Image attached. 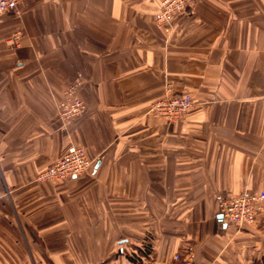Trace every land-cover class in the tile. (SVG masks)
I'll return each mask as SVG.
<instances>
[{"label": "crops", "instance_id": "1", "mask_svg": "<svg viewBox=\"0 0 264 264\" xmlns=\"http://www.w3.org/2000/svg\"><path fill=\"white\" fill-rule=\"evenodd\" d=\"M162 1L27 0L0 17V264L72 248L131 264L106 251L146 242L144 264L189 248L197 264H264V210L243 228L217 212L264 191V0H197L158 27ZM77 82L86 112L67 127ZM167 89L192 96L185 119L151 116ZM72 144L90 172L36 185Z\"/></svg>", "mask_w": 264, "mask_h": 264}, {"label": "built area", "instance_id": "2", "mask_svg": "<svg viewBox=\"0 0 264 264\" xmlns=\"http://www.w3.org/2000/svg\"><path fill=\"white\" fill-rule=\"evenodd\" d=\"M27 0H0V16L6 13H20V5ZM197 0H163L160 10L155 15L158 27L170 25L176 15L187 7L192 6ZM80 83H74L66 90V97L58 105L59 116L63 122H69L82 116L86 105L77 95ZM193 105L190 95H172L156 101L151 108V114L169 122L185 118ZM92 160L82 146H71L62 157L39 173L36 181L44 183L54 180H64L82 175L91 168ZM264 210V191L253 193L248 190L239 195L220 199L217 202V212L222 221L237 228L253 225L258 215ZM171 264H197L192 248L185 254L175 253Z\"/></svg>", "mask_w": 264, "mask_h": 264}, {"label": "rangeland", "instance_id": "3", "mask_svg": "<svg viewBox=\"0 0 264 264\" xmlns=\"http://www.w3.org/2000/svg\"><path fill=\"white\" fill-rule=\"evenodd\" d=\"M6 14H9V13H6ZM6 14H4V15H6ZM10 14H14V15H16V13H10ZM20 14V13H19ZM4 15H2V16H4ZM2 16H0V17H2ZM15 35H13L10 39L11 40H13V39H17L18 38V36H17V38L16 37H14ZM14 37V38H13ZM9 39V40H10ZM185 94H187V93H175L174 91H172L171 89H167V91H166V94H165V96L163 97V98H161V99H165V98H167L168 96H172V95H185ZM188 95H190V94H188ZM191 96V95H190ZM65 97H66V94H65ZM65 97H64V99H65ZM192 97V96H191ZM161 99H159V100H161ZM193 99V98H192ZM64 101V100H63ZM60 104V103H59ZM193 105H194V100H193ZM193 105H192V107H191V109L193 108ZM151 108H152V106H151ZM151 108H150V114H151ZM191 109L189 110V112L191 111ZM86 112V111H85ZM188 112V113H189ZM58 113H59V109H58ZM188 113H187V115H188ZM84 115V114H83ZM82 115V116H83ZM187 115L185 116V117H187ZM82 116H80V117H82ZM151 116L153 117V118H155V119H160V118H156V117H154L152 114H151ZM80 117H78V118H75V119H73V120H70L69 122H63L62 120H61V118H60V116H59V118H60V120L62 121V123L64 124V125H66L67 127L71 124V123H73V122H75L77 119H79ZM183 119H185V118H183ZM183 119H181V120H183ZM161 120H163V119H161ZM166 121V120H165ZM177 121H180V120H177ZM177 121H174V122H177ZM167 122H169V121H167ZM170 123H173V122H170ZM71 146H74V144H72V145H70L69 147H71ZM76 146H79V145H76ZM67 151V150H66ZM64 155V154H63ZM62 155V156H63ZM61 156V157H62ZM93 163V162H92ZM50 166V165H49ZM92 167V166H91ZM47 168V167H46ZM45 169V168H44ZM44 169H42V170H40L37 174H36V177H35V184L36 185H44V184H46V183H56V182H58V181H63V182H66V181H72L73 179H76V178H79V177H81V176H83V175H86L88 172H90V169L91 168H88V170L86 171V172H84L82 175H79V176H77V177H75V178H69V179H64V180H54V181H48V182H44V183H39V182H37L36 181V178H37V176L39 175V173L41 172V171H43ZM144 251H146V252H148V254L147 255H145L144 254ZM35 252L37 253V256H35L34 254H35ZM47 252H48V255H47ZM33 251L32 252V254L34 255L33 257H34V259H36V257H37V259H38V261L40 262L41 260H42V262L43 261H45L44 262V264H47V262H48V264H52V263H60L61 264V262L62 261H69L70 263L69 264H78V261H79V259H81V258H83L84 256H83V251H80V250H78V249H69V250H51V251ZM107 252V254L108 253H110V254H113V252H115V253H117V255H121V257L122 258H124V259H127L131 264H135L136 262H134L132 259H137V261H138V263H136V264H144V262L148 259V258H150V256L152 255V250H151V248H150V246H149V244L146 242V243H142V244H140L139 246H137V247H133L132 249H117V250H115V251H113V250H111V251H106ZM25 253L27 254V256H28V258H29V261H30V263L32 262V261H34L33 259H32V257H29L30 255H29V251H25ZM123 254V255H122ZM179 254H181V253H179ZM185 253H183V255H184ZM46 255L48 256V257H51L52 258V260H50L49 258H48V260L46 261ZM118 256V257H119ZM125 256V257H124ZM132 258V259H131Z\"/></svg>", "mask_w": 264, "mask_h": 264}, {"label": "trees", "instance_id": "4", "mask_svg": "<svg viewBox=\"0 0 264 264\" xmlns=\"http://www.w3.org/2000/svg\"><path fill=\"white\" fill-rule=\"evenodd\" d=\"M144 254L147 255L148 252L144 251ZM148 255H149V254H148ZM131 259H132V258H131ZM132 260H133L134 262L138 263L137 259H136V260H135V259H132ZM136 263H135V264H136ZM261 264H263V262H262Z\"/></svg>", "mask_w": 264, "mask_h": 264}, {"label": "water", "instance_id": "5", "mask_svg": "<svg viewBox=\"0 0 264 264\" xmlns=\"http://www.w3.org/2000/svg\"><path fill=\"white\" fill-rule=\"evenodd\" d=\"M221 218V217H220Z\"/></svg>", "mask_w": 264, "mask_h": 264}]
</instances>
